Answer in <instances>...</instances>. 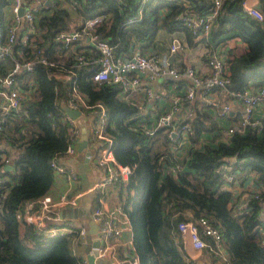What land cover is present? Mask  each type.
<instances>
[{
  "label": "trees",
  "instance_id": "16d2710c",
  "mask_svg": "<svg viewBox=\"0 0 264 264\" xmlns=\"http://www.w3.org/2000/svg\"><path fill=\"white\" fill-rule=\"evenodd\" d=\"M241 1L223 0L208 35L198 36L180 25L175 16L183 10L203 13L206 6L202 0H50L34 14L33 39L23 45L17 38L11 53L22 59L39 48L48 60L70 63L74 52L86 54L87 50L76 46L66 52L54 35L78 29L86 18L103 14L96 30L113 45L114 57H127L135 42H152L158 30H182L187 46L202 43L205 49L200 57L205 62L216 45L233 40L239 46L229 47L231 51L223 59L228 88L257 87L264 83V0H257L260 20L246 13ZM8 4L9 0H0V43L8 23L4 14ZM11 63L9 56L2 57L0 74ZM94 67L74 66L71 81L47 76L45 65L39 62L16 74L19 86L32 90L17 114L1 118L8 147L0 150V180L8 176L10 181H0V197L5 192L0 198V264H77L81 258L73 252L80 241L76 233L44 235L15 217L22 203L43 196L53 181L49 160L63 157L68 143L61 103L71 84L89 103L103 105L104 131L111 139L112 156L129 167L127 179L108 188L113 191L108 197L110 205L126 214L130 230L129 245L124 252L116 251L118 257H135L137 264H189L176 224L204 217L218 230L225 254L222 258L216 247H203L204 264H264V222L259 219L258 202L264 200V107L251 118L253 125L241 126L240 105L225 93L222 99L232 101L235 107L222 118L195 96L191 102L192 133L179 160L168 147L154 146L158 134L164 144L169 141L160 132L164 126L152 134L146 132L159 110L138 108L132 96L120 95L118 84L94 83ZM229 126L232 131L224 133ZM1 154L9 157L11 170L2 169ZM231 157L242 171L251 174L258 187L259 199L243 198L244 206L238 209L232 207L234 198L223 189V178L215 170ZM92 200L93 207L98 205L96 197ZM201 236L212 243L209 236Z\"/></svg>",
  "mask_w": 264,
  "mask_h": 264
},
{
  "label": "built area",
  "instance_id": "2783aa9c",
  "mask_svg": "<svg viewBox=\"0 0 264 264\" xmlns=\"http://www.w3.org/2000/svg\"><path fill=\"white\" fill-rule=\"evenodd\" d=\"M49 1L9 0L8 10L10 11L11 20L5 25L3 41L0 43V59L9 56L12 63L4 74H0V150L7 148L8 145L7 138L2 133L1 118L17 114L21 102L29 97L31 89V87L22 89L17 83L16 74L30 70L38 62L45 65L44 71L47 76L65 81H71L75 75L74 66L94 65L91 74V80L94 83L118 84L121 87L120 95L123 97L141 91L144 103L137 106L140 109H143L145 103L152 104L157 97V94L153 93L146 83L157 78L168 77L173 81V85H180L183 93L171 96L168 108L157 114L153 126L148 128L146 132L152 134L155 129L164 126L162 131L165 137L177 147L184 144L192 133L190 125L193 118L191 102L197 94H200L201 101L213 106L215 104L213 99L209 98V94L211 91L219 90L240 105L241 126L255 123L251 120V116L258 106L264 104V83L257 87H246L242 90L228 88L229 78L223 65L224 57L214 49L210 52L206 61L207 73L200 76L195 74L191 66L180 68L173 66L171 54L177 49V45L173 42L169 44L166 51L159 53L143 52L139 44L135 42L127 57H114L113 45L109 43L107 38L100 36L96 30L104 19L103 14L86 18L78 29L60 31L54 35V40L65 47L66 52L74 51L76 46H82L87 50L86 54L74 52L70 63H65L62 60H48L45 55L41 54L39 48L30 51L22 59L15 58L11 51L16 39L18 38L23 45H27V41L33 39L35 33L34 14L40 8H46ZM115 1L122 2L123 0ZM139 1L143 3L146 0ZM202 1L206 6L203 13L196 15L193 12L183 10L177 13L175 20L189 29L192 34L207 36L223 0ZM20 6L23 7V10L19 15L17 12ZM241 6L248 15L258 20L261 19V14L254 5L242 0ZM139 13L140 8L137 9V16H139ZM141 77L145 82L144 86ZM183 105L185 107L182 110ZM63 106L69 109H77L82 118H88L91 144L95 147L91 162L99 170L100 175L86 190L62 193L54 200L43 195L34 201L24 202L21 208L16 211L15 217L21 223L31 225L37 232L44 235L51 236L74 232L80 240H83L86 236L85 230L79 224L56 225L55 222L59 220L61 209L64 206L75 205L79 197L89 191L93 193L98 202V205L92 207L89 214L90 220L96 225V235L99 241L98 245L93 248L95 250L94 257L104 258L109 264H137L135 257H118L112 246V242L121 237L123 230L129 228L126 214L116 207L107 208L102 204L101 195L107 187L115 188V184L125 181L129 173V167L116 162L112 156L111 139L104 131L105 108L100 102L89 103L73 84L70 85L65 102L61 103V108ZM229 110L230 102L226 100L220 105H215L213 113L215 116L222 118ZM63 120L67 123L68 133V143L63 153L64 157L73 154L80 131L75 118L68 115L64 110ZM232 128V126H229L223 132L229 133ZM226 160L227 162H221L215 169L223 178V189L230 191L228 186L241 176L242 180L251 184L250 191L238 195L243 202L241 207L244 206L243 198L259 199L258 187L252 181L251 174L245 169L242 171L239 162L235 163L234 157ZM1 161L3 165L9 164V157L1 154ZM49 166L53 173L63 176L67 182L75 181L76 174L71 168L65 166L60 158L51 157ZM235 167H238L239 170ZM1 180L10 181L8 176L3 177ZM258 202L261 205L264 204V200H258ZM259 219L264 222V207L261 214L259 213ZM176 228L181 238L182 247L183 240L186 239L194 250L198 251L206 246H214L219 251L220 256L224 257L225 254H221L222 247L219 242V232L204 217H199L193 221L181 220L177 222ZM201 235L209 236L212 243L207 242ZM188 259L189 264H196L192 258ZM77 264H87L85 255L80 258Z\"/></svg>",
  "mask_w": 264,
  "mask_h": 264
},
{
  "label": "crops",
  "instance_id": "0c3cea01",
  "mask_svg": "<svg viewBox=\"0 0 264 264\" xmlns=\"http://www.w3.org/2000/svg\"><path fill=\"white\" fill-rule=\"evenodd\" d=\"M256 1L257 0H246L248 4H252V5H254ZM4 14H5V18L8 19V22H10L11 16H10V11L8 10V6L4 8ZM171 42L177 45L176 51L171 54V63L173 64V66H175L176 68L191 66L194 69L195 74L198 76L207 73V64L200 57L205 47L200 42L195 43L192 46H187L184 41V34L182 30H175L172 32H167L165 30H158L152 42L148 44L142 43V45L140 43L139 46L141 47V50L143 52L150 51L154 53H159L166 51ZM234 44L239 46L238 42L233 40H228L225 45L222 44L216 45L215 48L213 49L214 51H218L219 54L224 57L226 53L231 51L229 50V47L233 46ZM142 79L143 77H141V80ZM142 84L143 86L145 85V82L143 80H142ZM146 85L153 91V93L157 94V97L152 102V104L145 103L144 107L151 106L152 108L158 109L159 113L168 108L171 96L175 94L183 93V90L180 87V85L179 84L173 85V81L168 77L157 78L153 81L147 82ZM128 96H132L135 99V103L136 104L138 103L137 106H140L144 103V98L141 91L133 92L131 95ZM223 96L224 95L219 90L211 91V93L209 94V98L213 99V103L215 105H220L224 101H226L222 99ZM215 105L209 107L210 111L213 112ZM231 106L234 109L235 106L232 101L230 103V108ZM260 106L257 107V111L255 112V114L260 113L259 112V109L261 108ZM229 111L230 113H232L231 109ZM82 120H83L82 126L84 127V131L86 134V149H87L92 146L90 132H89L90 125L88 118L84 117L82 118ZM222 124L224 126L228 125L227 121L224 119L222 120ZM77 140L75 142L73 154H69L60 158L61 162L65 166L71 168L74 171V173L76 174V179L73 182H67L63 176L55 174L49 189L44 194L46 196H49L53 200L56 199V197L62 193H73L76 192L77 190H86V188L90 184L95 182L100 175L99 170L91 162L92 159L91 154H89L87 158L85 157L84 154L81 160H75V157L77 156ZM184 146L185 143L183 144L182 147ZM175 148L176 147H168V149L172 153ZM175 155H177V153ZM244 181L245 180H242L240 176L238 180H236L234 183L228 186V189L231 191V194L235 201V203H233L232 205L234 209L241 208V204L243 203L238 195L246 194L247 191H250L251 184L250 183L248 184L247 181L245 182ZM109 187H107V190L103 192L101 195L103 202L102 204L104 207L107 208L114 207L113 205H110L108 201V197H110V195L113 193V191L110 192V189H108ZM92 197L95 196L93 195V193L88 191L79 197L75 205L64 206V208L61 209L59 220L55 222L56 225H66L68 223H74L76 225L79 224L84 228L86 235L85 238L83 240H80L79 243L73 247V252L81 257L84 255V247L86 242L88 241L91 244H93L95 243V239L97 238L96 227L89 218V214L94 203ZM85 205L87 207L89 206L87 213L84 208ZM68 207L71 208V211L65 210ZM263 207L264 204L261 205L260 207V214ZM82 217H84V219H81ZM128 229L129 228L127 229L125 228L122 232L121 237L118 240L112 242V246L115 252L117 251L118 253H120L126 251L129 245V237H130V232ZM183 251L186 257L192 258L196 264H204L201 260V257L205 256V253L202 250H198V251L194 250L186 239L183 240ZM223 253L224 250L222 249L221 254L223 255ZM94 258L96 260L95 264H109L104 258H99V257H94Z\"/></svg>",
  "mask_w": 264,
  "mask_h": 264
},
{
  "label": "water",
  "instance_id": "95a60500",
  "mask_svg": "<svg viewBox=\"0 0 264 264\" xmlns=\"http://www.w3.org/2000/svg\"><path fill=\"white\" fill-rule=\"evenodd\" d=\"M254 6L256 8H258L259 2L256 1ZM22 10H23V7L20 6L17 14L20 15L22 13ZM62 108L68 115L75 118L76 122L79 125L80 133H79L78 140H77V156L75 157V160H81L84 154H85V157L87 158L89 156V154H92L94 152L95 147H94V145H92L91 147L86 149V134L84 131V127L82 126V122H83L82 117L79 114V111L77 109H69V108L64 107V106ZM2 169L11 170L12 166L10 164H4V165H2ZM65 210L71 211V208L68 207ZM94 226L96 227L95 224H94ZM98 243H99L98 238L95 239V243H93V244H91L88 241L86 242L85 247H84V255H85L87 264H95V262H96V260L94 258L95 250L93 248L95 246H97ZM99 260H101V259H99Z\"/></svg>",
  "mask_w": 264,
  "mask_h": 264
},
{
  "label": "rangeland",
  "instance_id": "374dc122",
  "mask_svg": "<svg viewBox=\"0 0 264 264\" xmlns=\"http://www.w3.org/2000/svg\"><path fill=\"white\" fill-rule=\"evenodd\" d=\"M159 35V34H158ZM262 106H264V105H261L260 107H262ZM257 109V108H256ZM256 110H254V112H255ZM254 112H253V115L251 116V118H255V116L254 115H256V114H254ZM260 115H263V114H260ZM160 132H163L162 130L160 131ZM165 142H164V139H163V137H162V135L161 134H158V136H157V138L154 140V146H156L157 147V149L158 148H161V147H176L174 150H173V154H174V156L177 158V159H181V157L183 156V154H184V149H185V147H182L183 146V144H180L178 147L176 146V145H173V144H171L169 141H167L166 143L167 144H164ZM169 143V144H168ZM163 149V148H162ZM170 151V150H169ZM177 153V155H175ZM55 176V173H53V177ZM85 210H86V213H87V211H88V209H89V206L87 207L86 205H85ZM85 213V214H86ZM81 219H84V217H82Z\"/></svg>",
  "mask_w": 264,
  "mask_h": 264
}]
</instances>
